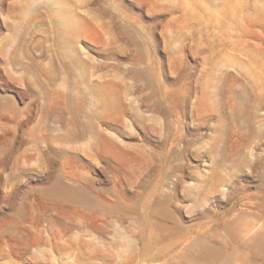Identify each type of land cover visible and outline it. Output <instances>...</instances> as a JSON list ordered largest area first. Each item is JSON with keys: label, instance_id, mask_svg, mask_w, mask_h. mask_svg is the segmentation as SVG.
<instances>
[{"label": "rangeland", "instance_id": "374dc122", "mask_svg": "<svg viewBox=\"0 0 264 264\" xmlns=\"http://www.w3.org/2000/svg\"><path fill=\"white\" fill-rule=\"evenodd\" d=\"M204 246L264 264V0H0V264Z\"/></svg>", "mask_w": 264, "mask_h": 264}, {"label": "bare ground", "instance_id": "6f19581e", "mask_svg": "<svg viewBox=\"0 0 264 264\" xmlns=\"http://www.w3.org/2000/svg\"><path fill=\"white\" fill-rule=\"evenodd\" d=\"M50 193H52V195L55 198H60L62 196L73 197V195L75 194V191L68 186H58V187H55L53 190H51ZM59 200H61V199H59ZM258 238H259V236H258ZM200 250L201 251L198 252V254L196 256V258H197V260H199V262H197L196 264H201L200 262L204 258H208V257L212 256L215 252V249L207 247V246L202 247Z\"/></svg>", "mask_w": 264, "mask_h": 264}]
</instances>
